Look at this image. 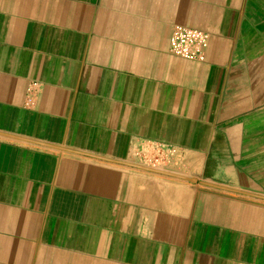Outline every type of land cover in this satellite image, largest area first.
Listing matches in <instances>:
<instances>
[{"label": "crops", "instance_id": "0c3cea01", "mask_svg": "<svg viewBox=\"0 0 264 264\" xmlns=\"http://www.w3.org/2000/svg\"><path fill=\"white\" fill-rule=\"evenodd\" d=\"M157 149L198 181L131 165ZM241 191L264 196V0H0V264H264Z\"/></svg>", "mask_w": 264, "mask_h": 264}, {"label": "built area", "instance_id": "2783aa9c", "mask_svg": "<svg viewBox=\"0 0 264 264\" xmlns=\"http://www.w3.org/2000/svg\"><path fill=\"white\" fill-rule=\"evenodd\" d=\"M210 45V34L202 29L176 24L169 40V51L173 55L204 62Z\"/></svg>", "mask_w": 264, "mask_h": 264}, {"label": "rangeland", "instance_id": "374dc122", "mask_svg": "<svg viewBox=\"0 0 264 264\" xmlns=\"http://www.w3.org/2000/svg\"><path fill=\"white\" fill-rule=\"evenodd\" d=\"M170 157L171 154H168L164 149H157L156 151L147 155L145 164L153 168L164 169L167 167L166 163L168 162Z\"/></svg>", "mask_w": 264, "mask_h": 264}, {"label": "water", "instance_id": "95a60500", "mask_svg": "<svg viewBox=\"0 0 264 264\" xmlns=\"http://www.w3.org/2000/svg\"><path fill=\"white\" fill-rule=\"evenodd\" d=\"M6 135L10 136V137H15L13 135H8V134H6ZM17 138H20V137H17ZM131 165H134V166H137V167H140V168H143V169H148V170H151V171H155V172L165 173V174L173 175V176H176V177L188 179V180H190L192 182H197L198 181L197 179H194V178H191V177H187V176L179 174V173L169 172V171L160 170V169H156V168H152V167H148V166H143V165H137V164H131ZM202 183L206 184V185H211V186H214V187L226 188V187H222V186H219V185H216V184H213V183H209V182H204L203 181ZM226 189H228V188H226ZM241 192L249 194V195H253V196H258V197L264 198V196H261V195H256V194L249 193V192H244V191H241Z\"/></svg>", "mask_w": 264, "mask_h": 264}]
</instances>
